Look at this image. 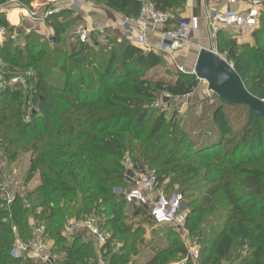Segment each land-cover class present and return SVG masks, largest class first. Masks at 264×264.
<instances>
[{
    "label": "trees",
    "instance_id": "obj_1",
    "mask_svg": "<svg viewBox=\"0 0 264 264\" xmlns=\"http://www.w3.org/2000/svg\"><path fill=\"white\" fill-rule=\"evenodd\" d=\"M6 1L0 0V5ZM16 1L28 8L33 0ZM102 1L128 18L137 16L140 8L138 0H96V4ZM150 1L167 14H175L185 2ZM75 21L69 9L55 12L45 21L51 35L43 38L37 31H17L0 13V26L7 32L0 41V60L7 67L2 74L18 79L26 71L34 73L36 109L29 120L21 111L13 131L15 141L30 152L29 177L37 180L33 189L8 206H1L0 200V264H35L26 255L12 254L16 237L23 242L31 238L29 219L44 224L53 241L55 264H98V254L105 264H135L130 255L137 254L138 232L143 229L135 219L149 217L135 213L115 191L125 188L128 163L133 171H154L160 184L169 179L179 185L186 223L191 222L190 232L197 233L200 244L197 260L186 264H264V119L244 105L219 98L248 110L242 131L228 138L231 118L217 108L212 113L214 140L183 149L186 133L171 131L175 124L162 112L153 115L151 106L156 94L172 98L191 94L197 79L182 73H176L173 82L150 79L146 72L163 63L158 53L126 39L81 43L75 33L78 26L70 31ZM258 24L252 32L257 45L247 53L248 61L242 63V55L233 49L226 59L233 61L247 90L260 98L247 86L244 73L252 70L250 80L264 81V13ZM169 25L170 21L165 27ZM13 32L16 40L9 37ZM224 33L218 32L216 40ZM22 94L15 87H0L1 125L8 119L6 108ZM8 138L16 145L14 137ZM197 178L210 180L201 197H194ZM90 214L99 218L106 234L100 247L78 234L63 235L70 219ZM175 243V249H154L145 264L183 258L186 246Z\"/></svg>",
    "mask_w": 264,
    "mask_h": 264
},
{
    "label": "built area",
    "instance_id": "obj_2",
    "mask_svg": "<svg viewBox=\"0 0 264 264\" xmlns=\"http://www.w3.org/2000/svg\"><path fill=\"white\" fill-rule=\"evenodd\" d=\"M88 0H33L27 8V14L38 22H45L46 19L57 11L69 9L73 12L79 10L80 4ZM140 8L137 16L125 18L126 29L123 31L124 39L131 41L142 49H149L147 44V31L150 26H160L162 28V40L158 52L168 51L170 53H185L190 46V36L193 29L197 27V18L177 19L169 14L155 8L150 0H138ZM8 2L15 3L16 0ZM7 2V3H8ZM207 2V3H206ZM216 2V3H215ZM207 5L206 19L209 34L216 39V34L220 31H230L233 38L238 42L246 39L250 40V35L258 26L260 11L264 10V5L259 0H205ZM0 5V13L2 6ZM209 4H212L209 6ZM170 21V25L165 27ZM106 26L101 25L96 29H76L75 33L81 43H93L91 36L104 34ZM7 36L4 27L0 26V40ZM11 39H15V34H10ZM211 49L218 53L216 49ZM219 54V53H218ZM221 55V54H219ZM223 56V55H221ZM177 73H194L185 71L181 66L175 67ZM196 78V77H195ZM197 79V78H196ZM198 82L203 80L197 79ZM204 82V81H203ZM206 97L214 94L208 88L205 89ZM189 95V94H188ZM123 181L124 189L115 190L123 194L125 202L138 214H146L154 226L183 228L186 223V206L183 203V195L180 192H167L159 183L157 176L146 169L133 171L127 167ZM13 198L8 197L11 202ZM31 238L28 242H23L18 237L13 243L12 254L15 256L30 254L35 264H55V257L52 255L53 241L48 238L43 223H37L33 219L29 220ZM15 232V227L13 228ZM84 232L85 238L93 240L100 247L106 241V234L99 225V218L93 214L85 215L79 219H71L63 231L64 235H74ZM199 255V246L193 244L187 248L185 256L172 264H186L195 262Z\"/></svg>",
    "mask_w": 264,
    "mask_h": 264
},
{
    "label": "rangeland",
    "instance_id": "obj_3",
    "mask_svg": "<svg viewBox=\"0 0 264 264\" xmlns=\"http://www.w3.org/2000/svg\"><path fill=\"white\" fill-rule=\"evenodd\" d=\"M89 1L96 3V0ZM259 1L263 2V0ZM99 5L106 6L104 1H102V3L100 2ZM262 13H264V10L260 11L259 17ZM169 15L171 16L170 13ZM73 25L74 26L70 28V31L77 26V22L75 21ZM77 30L80 31L79 28ZM32 31L36 30L33 29ZM12 34H15V39L13 40H16L17 34L15 32ZM263 37L264 35H262V38ZM191 38L196 44L193 52L194 55L198 54L200 48H208L211 46L226 59L230 49H233L236 54L242 55V63L248 61V57H250L248 56L250 49L257 45L254 43L252 34L249 37L250 40L246 39L243 42H238L233 38L232 34H230V31H225V33L221 35L219 41H217L211 37L210 34L206 33L205 29L203 30L198 28V31L193 32ZM21 42H23V39ZM239 47H247V49L240 50ZM245 54H247V57L243 56ZM228 62H230L232 65L234 64L233 61ZM173 67L175 68L176 66H169L163 62L159 67L147 71L146 75L153 80L162 79L164 81L173 82L176 78L175 72L173 73ZM6 68V65L0 60V87H4L5 85H8L9 87H15L23 92L24 97L22 96L17 102L10 104L6 108L5 113L7 114L8 119L3 125L0 124V200L1 203H3L1 206H8L16 196L23 197L27 190L33 189V187H35L37 184L35 177H29L28 168L30 152H28L29 150L27 148L23 147V143L19 141L17 143V141H15L16 138L13 131L14 127L18 125L21 111L23 112V117L26 120H29L30 112H33L36 109L34 107L36 104L33 85L34 73L32 71H26L22 78L8 79L6 75L2 74L3 69ZM244 73L247 86L255 94L261 96L260 98H264V81L261 83L259 81L255 82L254 80H250L253 73L252 70H247V72L244 71ZM16 80L19 81L16 82ZM206 88V82L202 81L200 82V85L196 86L193 92L189 95L172 98L166 93H160L156 94V98L152 103L151 110L154 112L153 115H155L157 112H162L165 114L166 119L170 123L172 122L175 124V128H171V131H178V135H181L182 131L186 133V136L184 137L185 141L183 143V149L187 146L189 147V145L191 147H195L196 145L197 147H202L214 140V135H216L214 129H216V125L212 121V113L217 108H222V110H225V112L231 118L230 133L227 136L228 138H234L235 136L239 135V133L242 131V128H244L247 117L249 116L248 110L244 107L230 106L220 100L215 94H212L210 97H206L204 94ZM195 91L196 93H199L198 96H195ZM196 98L198 100H196ZM7 134L8 136L6 137ZM9 136L14 137V143L16 145L9 144ZM5 151L11 152L7 154ZM126 167H132V164H126L125 168ZM146 170L149 172H154L150 169ZM209 183L210 180L205 182L203 179L197 178V183L195 182L193 186L194 197H201L205 192L202 187L208 185ZM161 185L166 189L167 192L168 190H171L172 193L181 191L179 185L175 183L172 184L169 179H166ZM9 196L10 198H13L11 202L8 201ZM185 200L186 202H189L191 199L189 196H186ZM137 219V222L143 224V229L142 231L138 232V239H141V242L136 245L137 254L133 255L132 253L130 255V259L135 256L134 258L137 260L135 264L147 263L149 256L154 254V249L161 250L167 246L168 248L175 249V241L183 243L186 248L193 244H197L200 247V244L196 242L197 233L190 232L189 228H192L191 222H187L183 228L177 229L175 227L166 226L156 227L149 219L148 221H145L146 219L143 217H137ZM179 259V257H176L175 260L169 262L168 264H172Z\"/></svg>",
    "mask_w": 264,
    "mask_h": 264
},
{
    "label": "crops",
    "instance_id": "obj_4",
    "mask_svg": "<svg viewBox=\"0 0 264 264\" xmlns=\"http://www.w3.org/2000/svg\"><path fill=\"white\" fill-rule=\"evenodd\" d=\"M8 1L9 0H7L6 4L2 6L1 13H4L6 21L11 26L15 27L17 31L24 32L25 34H29L34 29L38 33L42 34L44 37L46 38L50 37L51 30L46 26L45 22H38L35 19H33V17L29 16L27 14V7L17 4V2L12 3ZM204 1L205 0H185L183 6L180 9H178L175 14H171V16L175 17L176 20L187 19L190 17L197 18L198 21L197 27L192 30L191 36L194 31H198V28L203 30L205 29V32L209 34V28L206 19L207 2L204 3ZM211 5L212 4H209V6ZM11 14L13 15L12 18H10ZM74 17H76L77 26H78L77 28L79 29L89 30V29H96L101 25L106 26V30L104 34H101L97 37L91 36L90 39L94 40L92 41L93 43L103 44L106 41V38L112 41H116L117 43L124 40L123 31L124 29L127 28L126 23L124 21L126 16H124L119 12L113 11L112 9L104 5H99L88 0L87 2L80 4L79 10L77 12H74ZM146 36H147V44L149 45L150 50L144 49L145 51H153L155 53H158L162 57V61L165 62L166 65L169 66L178 65L181 66L187 72L192 71L195 65L197 55H194L193 53L196 44L194 41H192L193 39L191 38V36L189 41L190 46L187 50H185V53L182 54L179 52L170 53L168 51H164V52L157 51L162 40V28L160 26H156V27L150 26ZM129 42L132 43L131 41ZM132 44L135 45L134 43ZM174 72L175 74L177 73L175 68L173 70V73ZM199 85H200V81L198 82L197 86ZM198 95L199 93H196L195 91V96ZM196 100L198 99L196 98ZM77 234L85 237L84 236L85 233L82 231L74 235ZM74 235H69V236L64 235V236L72 237ZM28 257L35 260L33 254H30ZM98 257H99L98 264H105V262L101 259L100 254H98Z\"/></svg>",
    "mask_w": 264,
    "mask_h": 264
},
{
    "label": "water",
    "instance_id": "obj_5",
    "mask_svg": "<svg viewBox=\"0 0 264 264\" xmlns=\"http://www.w3.org/2000/svg\"><path fill=\"white\" fill-rule=\"evenodd\" d=\"M193 71L187 74L205 81L217 97L231 104L244 105L264 119V98L251 94L233 65L211 47L200 48Z\"/></svg>",
    "mask_w": 264,
    "mask_h": 264
},
{
    "label": "bare ground",
    "instance_id": "obj_6",
    "mask_svg": "<svg viewBox=\"0 0 264 264\" xmlns=\"http://www.w3.org/2000/svg\"><path fill=\"white\" fill-rule=\"evenodd\" d=\"M18 12V11H17ZM16 15V14H15ZM13 17V15L11 14V16H10V18H12ZM15 21V20H14Z\"/></svg>",
    "mask_w": 264,
    "mask_h": 264
}]
</instances>
